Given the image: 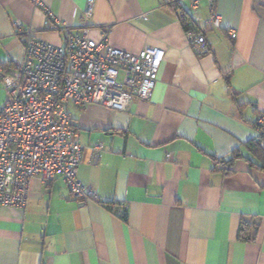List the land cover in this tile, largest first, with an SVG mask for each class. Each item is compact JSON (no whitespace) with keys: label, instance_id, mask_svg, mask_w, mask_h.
I'll list each match as a JSON object with an SVG mask.
<instances>
[{"label":"crops","instance_id":"obj_1","mask_svg":"<svg viewBox=\"0 0 264 264\" xmlns=\"http://www.w3.org/2000/svg\"><path fill=\"white\" fill-rule=\"evenodd\" d=\"M41 1L0 0V64L22 59L23 28L57 45L61 26L83 25L87 0ZM213 14L218 27L205 24ZM86 22L124 51L164 49L152 96L121 111L67 106L84 149L77 178L96 198L33 178L23 207L0 209V264H264V172L222 164L250 157L264 117V0H93ZM242 217L256 220L253 240L237 238Z\"/></svg>","mask_w":264,"mask_h":264},{"label":"built area","instance_id":"obj_2","mask_svg":"<svg viewBox=\"0 0 264 264\" xmlns=\"http://www.w3.org/2000/svg\"><path fill=\"white\" fill-rule=\"evenodd\" d=\"M30 1L37 7L43 4ZM197 2L191 0L192 8ZM92 6L93 0H87L80 27L61 26L62 44L36 39L30 27L23 28L22 59L11 67L0 64L5 94L0 105V209L23 207L33 178L48 183L59 176L74 199L83 203L96 198L77 178L84 149L67 106L97 104L121 111L134 98L152 96L164 49L144 45L129 52L110 45L105 32L92 37L86 22ZM219 20L213 14L205 24L218 27ZM15 26L22 30L19 22ZM188 35L191 44H204L201 35ZM228 36L234 38L235 31ZM103 149L97 142L89 151L97 159Z\"/></svg>","mask_w":264,"mask_h":264},{"label":"trees","instance_id":"obj_3","mask_svg":"<svg viewBox=\"0 0 264 264\" xmlns=\"http://www.w3.org/2000/svg\"><path fill=\"white\" fill-rule=\"evenodd\" d=\"M181 24L185 30L189 32L190 29H196V26L192 22H188V18L185 15L180 17ZM225 81L228 87V91L234 94L230 86L229 75L225 76ZM257 130L260 132L258 137L252 138L245 143V147L249 152V156H244L239 150L232 153V156L227 160H223L222 164L232 165L236 159L244 158L248 164L262 172H264V122L258 120L254 123ZM126 218L124 213L122 216ZM257 230V223L255 219L242 217L238 227L237 238L243 241H250L254 239V233Z\"/></svg>","mask_w":264,"mask_h":264},{"label":"rangeland","instance_id":"obj_4","mask_svg":"<svg viewBox=\"0 0 264 264\" xmlns=\"http://www.w3.org/2000/svg\"><path fill=\"white\" fill-rule=\"evenodd\" d=\"M3 100H4V92L0 88V105H1V103H2Z\"/></svg>","mask_w":264,"mask_h":264}]
</instances>
